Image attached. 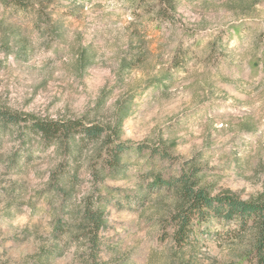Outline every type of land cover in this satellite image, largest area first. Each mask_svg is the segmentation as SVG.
Wrapping results in <instances>:
<instances>
[{"label": "rangeland", "instance_id": "1", "mask_svg": "<svg viewBox=\"0 0 264 264\" xmlns=\"http://www.w3.org/2000/svg\"><path fill=\"white\" fill-rule=\"evenodd\" d=\"M50 10L55 25L46 31L0 2V44L14 30L28 53L0 51V107L110 127L128 106L124 161L109 173L98 146L73 163L17 127L0 130V264H35L52 248V221L70 209L47 186L58 165L78 176L77 203L99 190V264H252L230 241L234 226L216 219L194 225L195 245L177 250L173 193L152 178L176 177L193 160L211 196L264 191V0H174V10L162 0H55ZM61 248L41 264H81L77 246Z\"/></svg>", "mask_w": 264, "mask_h": 264}, {"label": "trees", "instance_id": "2", "mask_svg": "<svg viewBox=\"0 0 264 264\" xmlns=\"http://www.w3.org/2000/svg\"><path fill=\"white\" fill-rule=\"evenodd\" d=\"M162 1L170 10H174V0ZM0 2L11 16L18 13L33 16L36 23L45 27L46 31L51 25H55L52 20L54 12L50 10L55 0H0ZM11 34L12 41L1 43L0 51L4 55L12 54L20 59L27 56L25 40L14 30ZM129 115L130 108L123 106L117 111L115 124L105 127L100 123L86 120L85 116L39 118L0 107V130L17 127L23 136L30 133L44 148L56 147L73 163H77L83 150L88 146H98L96 156L100 159V166L107 168L109 173H120L124 161L123 152L126 150L124 144L118 142L120 126ZM102 150H105V157H101ZM100 170H94L91 177L100 178ZM77 181L78 176L74 171L68 173L61 165L50 173L47 186L58 192L62 197V205H68L70 209L65 220L53 219L52 248L38 253L35 256V264L61 257L64 252L61 244L64 241L80 249L81 264H99V233L106 227L104 213L100 207L102 198L95 185L77 203L73 198ZM152 186L173 193L174 206L169 213L168 227L171 229L170 240L177 250L183 251L195 245L192 240L194 225H207L210 220L216 219L234 226L228 231L231 233L230 241L245 247L246 250L240 254L242 258L252 264H264V191L249 200H242L231 192L211 196L210 192L201 186L198 168L193 160L186 161L176 177L168 179L153 177Z\"/></svg>", "mask_w": 264, "mask_h": 264}]
</instances>
